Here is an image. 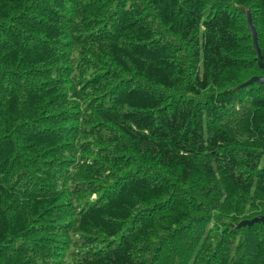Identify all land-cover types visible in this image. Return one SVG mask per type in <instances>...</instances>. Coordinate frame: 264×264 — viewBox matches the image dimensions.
<instances>
[{
    "label": "trees",
    "instance_id": "trees-1",
    "mask_svg": "<svg viewBox=\"0 0 264 264\" xmlns=\"http://www.w3.org/2000/svg\"><path fill=\"white\" fill-rule=\"evenodd\" d=\"M264 0H0V264H264Z\"/></svg>",
    "mask_w": 264,
    "mask_h": 264
},
{
    "label": "water",
    "instance_id": "water-1",
    "mask_svg": "<svg viewBox=\"0 0 264 264\" xmlns=\"http://www.w3.org/2000/svg\"><path fill=\"white\" fill-rule=\"evenodd\" d=\"M244 12L246 14L247 28H248L250 35H251L252 46H253V49L256 53L255 59H256L258 65L264 71V62L262 60L261 51H260L258 41H257V32H256L255 27L252 24L251 14L248 10H244ZM254 81L264 83V75L263 76H254V77L250 78L247 82L242 84L241 86H246V85H248ZM258 221H260L264 224V216H256V217L249 219V220H242L241 222H239V224H237V227H241V226H245V225H252L253 223L258 222Z\"/></svg>",
    "mask_w": 264,
    "mask_h": 264
}]
</instances>
